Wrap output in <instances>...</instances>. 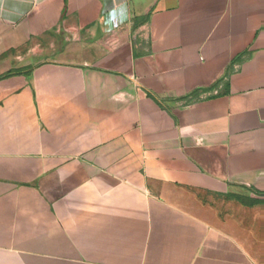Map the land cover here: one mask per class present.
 <instances>
[{"label":"crops","instance_id":"1","mask_svg":"<svg viewBox=\"0 0 264 264\" xmlns=\"http://www.w3.org/2000/svg\"><path fill=\"white\" fill-rule=\"evenodd\" d=\"M0 264H264V0H0Z\"/></svg>","mask_w":264,"mask_h":264}]
</instances>
